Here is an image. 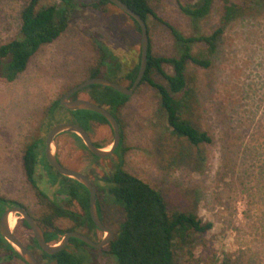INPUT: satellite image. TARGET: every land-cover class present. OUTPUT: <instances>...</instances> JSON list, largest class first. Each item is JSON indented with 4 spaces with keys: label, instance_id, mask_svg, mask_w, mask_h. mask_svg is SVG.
<instances>
[{
    "label": "rangeland",
    "instance_id": "374dc122",
    "mask_svg": "<svg viewBox=\"0 0 264 264\" xmlns=\"http://www.w3.org/2000/svg\"><path fill=\"white\" fill-rule=\"evenodd\" d=\"M79 1L92 4L99 0ZM240 1L244 14L227 26L217 40L214 54L209 53L205 43L193 46V54L211 60L212 66L205 69L190 63L187 67L193 102L188 115L212 138V143L195 149L172 138L160 117L158 94L149 85H141L120 114L122 145L129 149L126 171L162 191L172 210L193 212L203 223L213 226L206 235L198 236L192 245L177 252V264H264V0ZM197 2L150 0V5L184 36H211L221 25L222 2L216 0L211 14L194 24L180 6ZM23 6L22 0H0V46L19 38ZM105 8V13L90 7L80 9L67 31L44 46L14 82L0 78V195L22 204L32 217L40 214L41 205L23 173L26 145L37 138L46 140L55 125L79 124L69 115L57 114L47 129L46 109L85 81L82 71L95 59L94 42L101 43L124 67L141 54V33L134 21L114 5ZM149 36L154 55L178 56L165 24L152 21ZM164 69L167 74L173 73L168 65ZM101 78L113 81L105 75ZM154 79L166 84L159 75ZM80 98L89 100L86 94ZM74 135L57 136L53 150L65 167L85 175L95 166L83 141ZM91 137L103 148L111 147L114 141L108 125L93 126ZM160 140L171 149L168 157L176 155L174 161L161 162ZM102 207L105 225L114 232L123 220V211L105 202ZM16 217L15 235L43 264L33 232L21 216ZM56 224L64 230L72 227L67 219ZM96 234L97 241L103 239L101 231ZM72 245L68 251L82 264H115L93 248L75 250ZM3 253L0 249V264H26L17 257L5 259Z\"/></svg>",
    "mask_w": 264,
    "mask_h": 264
},
{
    "label": "trees",
    "instance_id": "16d2710c",
    "mask_svg": "<svg viewBox=\"0 0 264 264\" xmlns=\"http://www.w3.org/2000/svg\"><path fill=\"white\" fill-rule=\"evenodd\" d=\"M22 1L24 6L20 13V36L0 46V78L8 83L14 82L27 70L30 61L44 46L54 43L67 31L77 11L90 7L105 13V7L113 5L107 0H99L92 4H85L79 0H51L49 3H45L44 0ZM121 1L145 20L148 32L150 23L155 20L165 24L174 38L178 56L171 58L154 55L150 40L147 71L141 83L156 90L160 99V117L164 121L165 130L172 138L185 142L190 148L199 149L203 145L212 143V138L202 132L188 115L189 110H193L191 109L193 102L187 67L190 63L205 69L212 66L211 60L193 54V46L196 43H205L209 47V53L214 54L217 40L227 26L243 16L241 1L220 0L222 2L220 28L211 36L200 37H186L163 21L151 7L150 0ZM215 2L216 0H198L194 5L180 6V10L197 24L211 14ZM132 20L141 33L138 23ZM94 46L96 56L93 62L84 67L83 79L105 75L120 84L126 81L127 87L131 88L140 69L141 54L138 60L133 58L124 67L122 62L112 59L107 48L101 43L94 42ZM165 65L172 68V74L166 73ZM154 75L164 78L166 84L157 82ZM77 85L79 83L72 88ZM81 94L88 95L90 101L106 108L117 119L122 137L119 148L106 159L94 156L82 144L95 166L85 175L92 179L96 188L97 208L102 222L106 224L103 202L120 207L124 214L123 220L114 231V239L108 246L95 250L112 258L115 264H177V252L192 245L198 236L206 235L212 229V224L203 223L193 212L183 209L172 210L162 191L126 171L125 156L129 149L122 145L123 121L120 114L130 97L110 87L93 85L71 99L80 98ZM57 114L71 116V120L79 123L90 135L95 125L109 126L101 115L91 111H68L58 100L45 111L47 129L52 127V121ZM74 136L80 140L77 135ZM45 146V138L34 139L26 145L22 157L24 176L41 205V212L37 217H33L34 220L41 226L46 241L50 244L58 243L66 233L77 230L84 231L86 236L98 242L96 232L99 230L89 212V191L79 182L58 174L50 167L45 158ZM96 146L103 148L101 145ZM160 150L161 162L175 160L176 155L168 157L171 149L162 140H160ZM14 206L24 207L17 201L0 195V219L7 209ZM60 219L69 220L72 227L61 229L56 224ZM23 223L28 227L25 221ZM34 243L39 249L35 239ZM72 243L75 250L91 248L75 238L70 240V244ZM0 249L4 252L5 259L20 258L1 234ZM41 253L45 260L43 264H82L72 252L68 251V247L55 255H47L42 251Z\"/></svg>",
    "mask_w": 264,
    "mask_h": 264
},
{
    "label": "water",
    "instance_id": "95a60500",
    "mask_svg": "<svg viewBox=\"0 0 264 264\" xmlns=\"http://www.w3.org/2000/svg\"><path fill=\"white\" fill-rule=\"evenodd\" d=\"M107 1L116 6L127 16L134 19L140 27L141 64L136 80L134 81L132 87L129 88L123 84L116 83L101 77L87 79L83 83L69 90L60 100V105L68 111H91L101 115L106 119L109 126L111 127L114 133V141L111 147L109 148H99L94 144L91 135L84 127L79 124L62 123L55 125L50 129L46 138L45 146V158L50 167L53 168L58 174L79 182L89 191L90 216L98 230L104 234V237L101 241L95 242L90 237L81 234L78 231H71L66 233L58 243L50 244L46 241V237L41 226L34 220V218L27 212L26 209L20 206L11 207L3 213L0 219V234L13 247V249L17 252L20 258L27 264H40V261L36 257V254L32 252L26 245H24L22 241L15 235L14 231H12L10 227L11 216H21L22 220L28 224L29 229L33 232L39 249L47 255H55L58 252L66 249L70 244V240L72 238L78 239L94 249H102L108 246L109 243L114 239V232L102 222L99 216L97 208V191L92 179L76 170L65 167L57 158L53 150L54 141L56 137L62 133H73L77 135L83 141L86 149L94 156L100 159H106L111 157L121 144L122 137L119 122L106 108L88 99H71L74 95L81 93L86 88L93 85L110 87L125 96L131 97L140 87L146 75L148 65V52L150 47V37L145 20L136 12L132 11L128 7V5H126L121 0Z\"/></svg>",
    "mask_w": 264,
    "mask_h": 264
},
{
    "label": "bare ground",
    "instance_id": "6f19581e",
    "mask_svg": "<svg viewBox=\"0 0 264 264\" xmlns=\"http://www.w3.org/2000/svg\"><path fill=\"white\" fill-rule=\"evenodd\" d=\"M18 226V218L16 216L10 217V227L14 231Z\"/></svg>",
    "mask_w": 264,
    "mask_h": 264
},
{
    "label": "flooded vegetation",
    "instance_id": "af4514ba",
    "mask_svg": "<svg viewBox=\"0 0 264 264\" xmlns=\"http://www.w3.org/2000/svg\"><path fill=\"white\" fill-rule=\"evenodd\" d=\"M24 209H26L27 210V212L31 215V213L28 211V209L27 208H25V207H23ZM32 216V215H31ZM101 241V240H100ZM99 242V241H98ZM28 247V246H27ZM32 252H34L30 247H28ZM35 253V252H34ZM14 258H16V257H14ZM27 264V263H26ZM40 264H41V262H40Z\"/></svg>",
    "mask_w": 264,
    "mask_h": 264
}]
</instances>
